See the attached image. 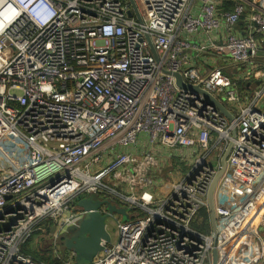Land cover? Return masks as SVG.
<instances>
[{"label": "built area", "instance_id": "obj_1", "mask_svg": "<svg viewBox=\"0 0 264 264\" xmlns=\"http://www.w3.org/2000/svg\"><path fill=\"white\" fill-rule=\"evenodd\" d=\"M224 1L0 0V264H72L92 194L128 217L91 264H264V0Z\"/></svg>", "mask_w": 264, "mask_h": 264}, {"label": "water", "instance_id": "obj_2", "mask_svg": "<svg viewBox=\"0 0 264 264\" xmlns=\"http://www.w3.org/2000/svg\"><path fill=\"white\" fill-rule=\"evenodd\" d=\"M133 10L136 12L139 19L140 14L137 13L138 7L135 0H130ZM152 45V44H151ZM154 51L157 57V52ZM176 77L177 83L185 88H190L204 94L209 100H211L224 114L229 118H233V115L229 110L220 102L213 94L202 88L200 85L189 84L184 81L182 74L176 72L173 74ZM233 144L230 143L226 148L221 158V169L211 187L209 194V212L212 222L213 231H217V214L214 193L218 185L219 180L226 172L227 160L232 150ZM96 196H89L81 198L78 201L80 207L84 208V217L76 224L69 227L66 231L62 232L65 234V245L71 249L75 254V260L72 264H91L98 253L103 249V242L111 241V233L107 229V218L114 213H119L125 217H128L126 208H119L117 205L110 200L100 199L98 194H92ZM98 196V197H97ZM106 204L109 210L108 213H102L100 208ZM60 233L59 236L62 234ZM58 236V237H59ZM57 237V239H58ZM65 257L66 253H62ZM214 264L217 262V251H213Z\"/></svg>", "mask_w": 264, "mask_h": 264}, {"label": "rangeland", "instance_id": "obj_3", "mask_svg": "<svg viewBox=\"0 0 264 264\" xmlns=\"http://www.w3.org/2000/svg\"><path fill=\"white\" fill-rule=\"evenodd\" d=\"M137 4H138L139 8L141 9V11L144 13L145 12V9H144L142 3H140L139 1H137ZM91 196H96V195H91ZM118 217H120L122 220H126L127 219V217L122 216V215H119V214H118ZM202 220L200 219L198 221V223L199 224H202ZM107 224L109 225L108 227H109L110 232L112 234H114L112 220H108ZM33 239L34 240H33L32 244L30 243V247H31V249L33 251H39L42 254L43 248H50V247H52V244H53V236H51V235H36ZM37 240L38 241L40 240L41 243H39ZM57 244H58L59 249H60V251L62 253H70V255L72 256V254H73L72 253V250L69 249V248H67L66 245H65V234L62 233L58 237Z\"/></svg>", "mask_w": 264, "mask_h": 264}, {"label": "trees", "instance_id": "obj_4", "mask_svg": "<svg viewBox=\"0 0 264 264\" xmlns=\"http://www.w3.org/2000/svg\"><path fill=\"white\" fill-rule=\"evenodd\" d=\"M233 5H234V2L232 0H225L223 7L227 10H232L234 7ZM208 216H209V214L207 211H202L200 213V217H202L203 222H202V224L195 222L194 223L195 227L201 229L204 232H210V230H207V228H205V224H204V221H206L208 219ZM27 246L28 245L24 246V251L26 253L32 254L35 258L43 260L47 264H62V261H60V259L54 255L52 248H43L44 251H42V254H41L39 251H32Z\"/></svg>", "mask_w": 264, "mask_h": 264}, {"label": "crops", "instance_id": "obj_5", "mask_svg": "<svg viewBox=\"0 0 264 264\" xmlns=\"http://www.w3.org/2000/svg\"><path fill=\"white\" fill-rule=\"evenodd\" d=\"M203 211H206V210H203ZM208 214H209L208 219L206 221H204V224H205V228H207V230L212 231L213 230V227H212V222H211V217H210V212L209 211H208ZM200 218L202 220V217H199V220H200ZM199 220H197V221H199ZM202 222H203V220H202ZM33 240L31 241V244H32ZM38 242L41 243L40 240ZM28 247H30V245H28ZM29 249H31V247ZM43 251H44V249H43ZM261 264H263V263H261Z\"/></svg>", "mask_w": 264, "mask_h": 264}]
</instances>
